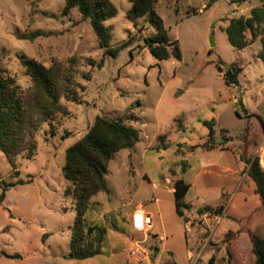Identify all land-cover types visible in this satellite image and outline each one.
Returning <instances> with one entry per match:
<instances>
[{
    "label": "rangeland",
    "instance_id": "1",
    "mask_svg": "<svg viewBox=\"0 0 264 264\" xmlns=\"http://www.w3.org/2000/svg\"><path fill=\"white\" fill-rule=\"evenodd\" d=\"M156 1L155 12L170 41H178L181 59L171 54L158 61L151 54L145 39L156 30L145 19L128 17L127 0H111L118 14L105 23L111 48L128 45L117 58L99 49L90 21L78 9L62 15L64 0H0V75L14 76L29 89L22 57L46 67L73 61L80 86L79 102L61 100L69 115L56 116L37 132L32 159L19 155L13 169L0 151V187L32 179L9 187L0 202V253L22 256L2 257L0 264H151L160 246L156 231L169 234L166 247L176 253L185 243L196 244L197 264L211 256L224 264L229 258L255 264L251 236L264 239V205L248 171L256 158L264 167V60L258 57L263 45L261 37L254 41L248 33L251 43L240 50L227 30L232 19L250 17L264 0H220L209 8L210 0ZM233 68L242 69L239 84L228 86L224 78ZM97 116L123 119L139 131V142L114 156L106 175L109 192L93 197L85 214L88 225L106 229L101 255L71 260L66 256L77 213L62 169L66 150ZM206 121H213L212 137ZM207 161L233 171L209 165L213 173L201 175ZM177 180L192 184L184 199L193 205L182 218L186 237L171 193ZM156 199L162 219H154V231H136L132 215L152 209ZM204 207L211 211H201Z\"/></svg>",
    "mask_w": 264,
    "mask_h": 264
},
{
    "label": "trees",
    "instance_id": "2",
    "mask_svg": "<svg viewBox=\"0 0 264 264\" xmlns=\"http://www.w3.org/2000/svg\"><path fill=\"white\" fill-rule=\"evenodd\" d=\"M131 7L127 12L133 19H145L156 30V35L145 39L146 46L158 61H165L171 57L181 59V51L178 41H170L162 18L155 12L156 0H127ZM220 0H210L212 4ZM231 3L242 4L247 0H230ZM65 7L62 15L68 16L73 9H78L84 20H89L95 33L99 49L105 56L117 58L119 53L127 48L124 43L117 48H111L110 29L105 23L117 16L118 12L111 0H64ZM230 43L243 50L247 48L251 39L256 41L261 37L263 49L259 52V58L264 60V4L255 8L248 18L232 19L227 30ZM22 37L20 39H26ZM29 39V38H28ZM31 40L35 36L30 37ZM71 63H74L71 61ZM70 63V64H71ZM21 64L30 77L32 86L23 89L14 76L0 75V151L4 154L10 166L16 168V159L19 155L26 154L32 159L37 153L36 135L41 126L53 121L56 116H68V110L61 104L64 98L69 102H79L78 89L74 80L71 65L63 66L52 63L46 67L41 63L21 58ZM102 68V64L97 65ZM242 69H230L226 72L224 80L228 86L239 84V74ZM87 80L90 77L86 76ZM209 129V136H213V121L203 123ZM52 134L54 132L52 130ZM139 142V131L126 124L123 119H110L105 116H97L88 133L78 142L66 150V163L62 169L64 179L70 184L66 195L75 199L76 219L72 228L70 240V253L66 258L84 261L95 258L102 253V247L106 237V229L97 225L86 223L85 214L91 207L92 198L99 193H108L106 175L110 162L120 151L132 149ZM197 148V147H195ZM183 173H186L188 163L183 162ZM249 177L256 185V194L264 205V167L259 159L253 161L248 171ZM22 180L7 187H0L2 194L0 202L6 198L9 187L31 183ZM190 190V185L183 180H177L174 184V198L176 214L184 218V209L190 206L184 203V199ZM201 211H211V207H204ZM252 253L255 264H264V239L251 236ZM7 259H21L19 254H0ZM213 256L208 264H215ZM225 264H233L232 259H227Z\"/></svg>",
    "mask_w": 264,
    "mask_h": 264
},
{
    "label": "crops",
    "instance_id": "3",
    "mask_svg": "<svg viewBox=\"0 0 264 264\" xmlns=\"http://www.w3.org/2000/svg\"><path fill=\"white\" fill-rule=\"evenodd\" d=\"M213 150H211V151H213ZM209 165H210V167H215L221 171H233V169H231V168H224V167L220 166L218 163H212V162L207 161L206 163L204 162V165L202 166V168L200 170L201 175L213 173L211 171L208 172L207 167ZM186 183L190 185V190H191L192 184H190L188 182H186ZM190 190H189V192H190ZM171 193L174 194V189ZM186 197H187V195H186ZM186 197H185V199H186ZM160 202L161 201H158L156 199L154 201L155 205L157 204L156 206H153L152 209H148V210L143 209V211L146 213V215L149 216V218H150V221H151V224H150L151 227L150 228H152L153 231H154V219H159V220L162 219V214L160 213V210H161L160 209ZM185 204H189V206L193 207V205L190 203L186 202ZM137 206L141 207L143 205L141 203H138ZM175 212H176V210H175ZM131 215H132L131 212H129V216H131ZM180 219H182V218H180ZM183 222L185 224L184 237H186L187 224L185 223L184 220H183ZM155 233L158 236V238L160 239V246L158 248V252H157L156 257L151 259V261H152L151 264H197V261H198L197 258L200 257L201 252H198L199 248L196 246V244H189L188 245L185 243L184 249L182 251H180L179 253H176L172 249L169 250L166 247V242L170 238L168 233H164L163 235H159L157 233V231ZM169 254H171L173 256L172 260L170 258H168ZM212 257L213 256H211L210 258H212ZM0 258H2V257L0 256ZM210 258L208 259V261L210 260ZM208 261H207V259L203 258V262H201V264H208ZM218 263H221V262H218L216 260L215 264H218ZM221 264H224V263H221Z\"/></svg>",
    "mask_w": 264,
    "mask_h": 264
},
{
    "label": "built area",
    "instance_id": "4",
    "mask_svg": "<svg viewBox=\"0 0 264 264\" xmlns=\"http://www.w3.org/2000/svg\"><path fill=\"white\" fill-rule=\"evenodd\" d=\"M208 216H205V224L210 227V223L208 221ZM149 216L146 215V213L143 211V209H138L134 212L132 215V225L133 228L138 232H144L146 228H149L150 224H148Z\"/></svg>",
    "mask_w": 264,
    "mask_h": 264
},
{
    "label": "water",
    "instance_id": "5",
    "mask_svg": "<svg viewBox=\"0 0 264 264\" xmlns=\"http://www.w3.org/2000/svg\"><path fill=\"white\" fill-rule=\"evenodd\" d=\"M211 46L214 47L215 46V43H214V40L212 39L211 40ZM217 143H219L220 141L216 140Z\"/></svg>",
    "mask_w": 264,
    "mask_h": 264
},
{
    "label": "bare ground",
    "instance_id": "6",
    "mask_svg": "<svg viewBox=\"0 0 264 264\" xmlns=\"http://www.w3.org/2000/svg\"><path fill=\"white\" fill-rule=\"evenodd\" d=\"M148 224H151V221H150V218L148 219V222H147ZM150 228V227H149Z\"/></svg>",
    "mask_w": 264,
    "mask_h": 264
}]
</instances>
